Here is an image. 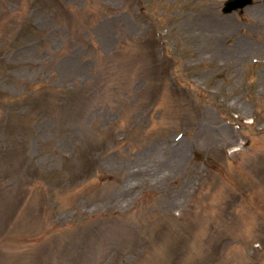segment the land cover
I'll return each instance as SVG.
<instances>
[{"label":"rangeland","instance_id":"obj_1","mask_svg":"<svg viewBox=\"0 0 264 264\" xmlns=\"http://www.w3.org/2000/svg\"><path fill=\"white\" fill-rule=\"evenodd\" d=\"M0 0V264H264V0Z\"/></svg>","mask_w":264,"mask_h":264},{"label":"water","instance_id":"obj_2","mask_svg":"<svg viewBox=\"0 0 264 264\" xmlns=\"http://www.w3.org/2000/svg\"><path fill=\"white\" fill-rule=\"evenodd\" d=\"M238 1H240L239 2V4L242 6V5H244L247 1H244V0H238ZM232 9V4L231 3H229L228 4V8H226L225 9V11H230Z\"/></svg>","mask_w":264,"mask_h":264}]
</instances>
